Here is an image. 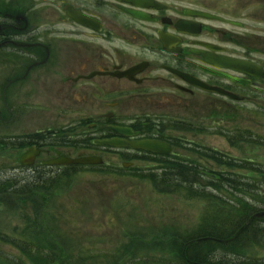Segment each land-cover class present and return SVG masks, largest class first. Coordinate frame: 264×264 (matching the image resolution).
Instances as JSON below:
<instances>
[{"label":"flooded vegetation","instance_id":"obj_1","mask_svg":"<svg viewBox=\"0 0 264 264\" xmlns=\"http://www.w3.org/2000/svg\"><path fill=\"white\" fill-rule=\"evenodd\" d=\"M0 70L13 73L3 77L5 105L17 81L54 84L72 100L62 117L82 122L75 143L53 131L17 143L27 146L22 154L39 151L33 168L60 169L44 163L62 156L130 168L218 163L217 148L197 137L223 136L241 149L251 141L246 121L264 104V0H0ZM112 140L155 141L169 152L101 144Z\"/></svg>","mask_w":264,"mask_h":264},{"label":"rangeland","instance_id":"obj_2","mask_svg":"<svg viewBox=\"0 0 264 264\" xmlns=\"http://www.w3.org/2000/svg\"><path fill=\"white\" fill-rule=\"evenodd\" d=\"M4 74L13 73L0 70V118L4 117L5 111L1 99ZM8 95L13 120L8 119L9 123L0 120V143L16 145H7L13 147L10 151L2 152L3 146L0 148V238L4 237L12 244L0 240V264H48L47 261L37 262L35 258L36 263L33 258L24 256L18 248L25 244L39 248L40 255H47L50 264H179V252L186 240L202 234L203 230L208 231L205 223L215 227L213 221L225 217L229 226L224 228L228 231L243 214L239 206H251L257 211L264 209V104L258 117L246 121L245 126L251 128V134L247 136L251 141L241 149L229 148L223 136L200 134L197 137L195 144L201 148H217L218 153H213L215 157L231 153L233 165L235 162L253 163L249 170L234 168L229 171L227 178L239 181L236 183L241 191L232 189V192L227 184H234L226 180L225 191L216 193L208 186L211 178L202 179L196 187L209 198L207 200L158 192L143 178V175L160 170L156 163H135V169L131 170L122 169L121 163H105L111 165L110 169L113 166L117 173H109L113 169L109 167L90 169L78 173L73 180L61 177L54 186L48 185V181L64 169L39 172L37 168L20 167L19 157L24 150H20L17 143L26 144L29 137L46 131L71 135L69 137H74L71 142H78L77 132H84L82 122L77 114L62 117L61 107L72 100L66 97L61 86L50 84L48 88H38L30 80L24 84L17 81L10 86ZM38 108L55 111V116L47 118L46 114L36 112ZM247 108L250 111L251 106ZM182 137L193 140L191 135ZM198 164L200 169H207L209 176L220 179L218 173L223 170L216 162L201 160ZM32 178L37 185L29 181ZM24 182L33 186L24 188ZM245 182L251 183V187L246 186L251 191L244 189ZM61 184L60 189L55 187ZM31 186L38 192L28 194L32 191ZM247 193L250 195L246 196ZM220 197L222 201L216 200ZM241 198L245 201L240 202ZM238 201L239 206H236ZM37 212H40L42 222L27 224L28 220L36 218ZM210 220L212 222L208 224ZM240 222V226L245 223ZM245 240L242 242L252 243L247 249L238 250L237 255L224 246L226 250L217 249L212 258L220 259L224 264L264 263V222L255 225L249 233V241ZM53 259L56 262H51Z\"/></svg>","mask_w":264,"mask_h":264},{"label":"trees","instance_id":"obj_3","mask_svg":"<svg viewBox=\"0 0 264 264\" xmlns=\"http://www.w3.org/2000/svg\"><path fill=\"white\" fill-rule=\"evenodd\" d=\"M160 164H162L161 167L159 166L160 170H156L155 171L156 173L150 172L148 175H144V177H143L147 181H150L151 184L155 187V189L158 190V192H161L164 194L165 193H168V194L169 193H176V194L180 193L182 195L185 194V196H187L188 198H192V199H207V200L209 199L207 196L202 195L198 191V188L196 187L201 183V181L203 179L202 172L200 171V168L197 165H194V164L183 165L182 163H160ZM217 165L220 166V168H222V169H224V167H226V166H231V168L235 167L233 164L230 165L228 163H217ZM246 165H247V168H249L251 163H246ZM158 171H160V172H158ZM75 173H77V172L76 171L68 172V170H65L64 176L62 177V179L64 180L65 178H67V179L73 180V178L75 177ZM219 176H220V180L213 182V184L211 185V188H213V192H216V193H222L225 191V188H226L225 181L227 180V177L224 175L223 172L221 174H219ZM29 181L33 182V185L36 184L35 178H32ZM55 182L58 183V180L51 179L48 181V185L53 184L52 186H54V184H56ZM11 185H10V187H11ZM30 185H32V184H30V183L26 184V182H24L22 187L28 188ZM32 186H31L32 191L29 190L28 194H34V192H38V189H37L38 187L36 188L37 190L35 191V190H33ZM62 186H63V184L55 186V187H58V189H60ZM231 186L235 187L237 190L240 189V188H237V185H235V184L231 185ZM244 186H245L244 189H248V192L251 191L249 188L246 187V185H244ZM247 186H250V185L247 184ZM170 187H172V189L169 191ZM13 190L16 191V189H13ZM239 191H241V189ZM249 195H250V193H247L246 196H249ZM216 200L222 201L223 198L220 197ZM1 203H2V201H1ZM263 204H264V201H263ZM236 206H239V201H238V204ZM239 208H240V206H239ZM243 209H240V211L243 212V214L239 218L238 222L236 223V221H235L233 228L228 229V231L224 228L225 226L226 227L229 226L228 221L225 217H223V219L218 217L215 221H213V223H214L213 225H216L215 227H210L205 223L204 226L208 228V231L203 230L202 234L191 236L189 239L186 240L187 242L185 241L186 242L184 244L185 248L183 247L182 252H179V257H178L179 264H224V263H222V261L220 259L214 260L212 258V254L217 249L226 250L224 248V246H226V245L213 243V242H209V241L200 242V243H193V241L196 240V238H203V237H205V238L211 237V238H216L219 240H223V239L225 240V239H229L230 237H233L238 232V230L242 227V226H240V224L242 223L240 221H246L248 216H249L248 211L251 212V210H252L251 206L250 207H244ZM39 214H40V212H37L36 218L31 220V221L28 220L27 224L41 223L43 218H40ZM46 215H48V214H46ZM211 222H212V220L208 221L207 223L211 224ZM253 227L254 226L247 229L243 234H241L239 237H237V239L234 241L233 244L229 245L231 247L234 255H237L236 253L238 250L245 249V248L247 249L249 247V245L247 246V243L242 242V240L247 239V241H249L248 240L249 239V233L251 232ZM0 240H2L3 242H8V239H4V237L0 238ZM8 243H11V242H8ZM26 246H28L29 248ZM15 247H17V246H15ZM177 248H179V247H177ZM18 249L23 253L24 256L28 257L31 260L33 258V260L35 262H36L35 258H37L38 259L37 262L47 261V263L50 264V262L48 261L47 255L41 256L40 255L41 250H39V248H37L34 245L25 244ZM175 251L176 250H173V252H175ZM51 262H56V259H53ZM225 264H244V263L243 262H238V263H231L230 262V263H225ZM260 264H264V263H260Z\"/></svg>","mask_w":264,"mask_h":264},{"label":"water","instance_id":"obj_4","mask_svg":"<svg viewBox=\"0 0 264 264\" xmlns=\"http://www.w3.org/2000/svg\"><path fill=\"white\" fill-rule=\"evenodd\" d=\"M245 67V66H243ZM243 69V68H241ZM103 143V142H102ZM103 144L113 146V147H128V148H136L138 150L147 151L154 154H164L168 153V149L165 145L157 142H142L137 144H130L123 141H109L104 142ZM36 151L32 149L28 154L24 155L22 158V165H32L34 163H31L32 160H34V156L36 155ZM50 165H101V162L96 161L95 159H80V160H67V159H61L57 160L54 163H48ZM260 216L257 215V217ZM251 221H249L245 227L242 229V231L250 224ZM241 231V232H242Z\"/></svg>","mask_w":264,"mask_h":264}]
</instances>
